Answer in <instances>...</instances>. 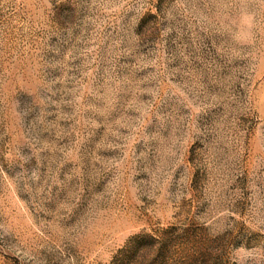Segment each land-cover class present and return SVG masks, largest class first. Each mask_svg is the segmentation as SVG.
Masks as SVG:
<instances>
[{"label":"rangeland","instance_id":"rangeland-1","mask_svg":"<svg viewBox=\"0 0 264 264\" xmlns=\"http://www.w3.org/2000/svg\"><path fill=\"white\" fill-rule=\"evenodd\" d=\"M0 264H264V0H0Z\"/></svg>","mask_w":264,"mask_h":264}]
</instances>
